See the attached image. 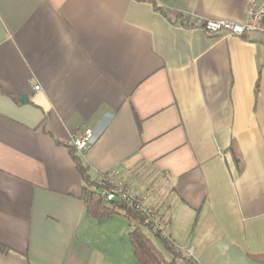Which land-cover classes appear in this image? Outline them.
Instances as JSON below:
<instances>
[{"label":"crops","instance_id":"crops-1","mask_svg":"<svg viewBox=\"0 0 264 264\" xmlns=\"http://www.w3.org/2000/svg\"><path fill=\"white\" fill-rule=\"evenodd\" d=\"M248 1L0 0V264H138L127 218L86 211L88 129L92 181L146 197L191 260L264 264V36L196 26Z\"/></svg>","mask_w":264,"mask_h":264},{"label":"trees","instance_id":"trees-1","mask_svg":"<svg viewBox=\"0 0 264 264\" xmlns=\"http://www.w3.org/2000/svg\"><path fill=\"white\" fill-rule=\"evenodd\" d=\"M181 21L182 25L191 27L188 17H182ZM68 149L85 184L82 189V198L88 215L98 221L110 220L116 216L127 218L131 226L129 240L138 264H176L180 259L187 262L192 261L174 244L169 243L166 238L160 235L150 217L136 210L131 202L122 198L110 202L106 201L102 196V190L110 189L111 181L104 178L92 181L88 167L84 165L82 157L77 154L76 147L68 146ZM231 149L234 153L235 163L241 173L242 160L233 145ZM132 222H137L138 225L132 228ZM157 242L162 247L157 245ZM7 252L8 248L0 244V253Z\"/></svg>","mask_w":264,"mask_h":264},{"label":"built area","instance_id":"built-area-1","mask_svg":"<svg viewBox=\"0 0 264 264\" xmlns=\"http://www.w3.org/2000/svg\"><path fill=\"white\" fill-rule=\"evenodd\" d=\"M196 25L204 31L212 34L227 32L236 37H243L250 33H260L264 36V4L258 0H249L247 7V17L242 22L226 21V20H197ZM36 90L40 87L36 86ZM95 141V136L92 130H86L84 136L76 142V149L80 152H85L90 149ZM102 196L106 201H113L117 198H122L133 204L136 210L150 217L157 232L170 242L165 234L163 226L158 221V215L150 207L146 206V197L136 196L130 192L123 181L112 183L110 189L102 190Z\"/></svg>","mask_w":264,"mask_h":264},{"label":"rangeland","instance_id":"rangeland-1","mask_svg":"<svg viewBox=\"0 0 264 264\" xmlns=\"http://www.w3.org/2000/svg\"><path fill=\"white\" fill-rule=\"evenodd\" d=\"M127 188H128V186H127ZM132 193H133V192H132ZM134 194H135V193H134ZM136 196H139V195H136ZM141 197H142V196H141ZM145 204H146V206H147V207H150V206L147 204V201H146V203H145ZM152 210H153V209H152ZM154 212H155V211H154ZM155 213H156V212H155ZM137 225H138V223H137V222H132V228L136 227ZM156 244H157V245H159V243H158V242H157Z\"/></svg>","mask_w":264,"mask_h":264},{"label":"water","instance_id":"water-1","mask_svg":"<svg viewBox=\"0 0 264 264\" xmlns=\"http://www.w3.org/2000/svg\"><path fill=\"white\" fill-rule=\"evenodd\" d=\"M191 263L195 264L196 262L194 260H192Z\"/></svg>","mask_w":264,"mask_h":264}]
</instances>
